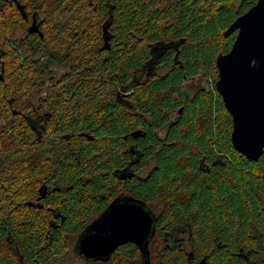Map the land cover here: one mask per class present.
I'll return each mask as SVG.
<instances>
[{
  "label": "trees",
  "instance_id": "trees-1",
  "mask_svg": "<svg viewBox=\"0 0 264 264\" xmlns=\"http://www.w3.org/2000/svg\"><path fill=\"white\" fill-rule=\"evenodd\" d=\"M19 1L40 31L0 1V264H70L118 196L155 214L150 264H264V153L235 150L215 87L224 31L257 0ZM44 108L46 144L24 118ZM139 258L128 243L107 264Z\"/></svg>",
  "mask_w": 264,
  "mask_h": 264
},
{
  "label": "water",
  "instance_id": "water-1",
  "mask_svg": "<svg viewBox=\"0 0 264 264\" xmlns=\"http://www.w3.org/2000/svg\"><path fill=\"white\" fill-rule=\"evenodd\" d=\"M17 6L26 17L24 8L19 3ZM30 31H40L35 19ZM235 32L230 51L216 58L215 87L232 116L231 141L235 150L249 160L258 161L264 153V0H257L238 16L224 36ZM108 41L106 37L105 42ZM132 135L138 138L143 133L136 130ZM39 192V199L45 198L47 186L43 184ZM155 223V214L144 202L119 196L84 230L75 251L85 260L108 261L119 247L132 243L139 248L143 264H150L149 242L155 233ZM204 262L205 259L201 264Z\"/></svg>",
  "mask_w": 264,
  "mask_h": 264
},
{
  "label": "flooded vegetation",
  "instance_id": "flooded-vegetation-1",
  "mask_svg": "<svg viewBox=\"0 0 264 264\" xmlns=\"http://www.w3.org/2000/svg\"><path fill=\"white\" fill-rule=\"evenodd\" d=\"M0 1H5V2H8L11 6H14L17 10H18V12L21 14V16L23 17V19L25 20V21H27V22H29V24H28V30H29V32H31L30 31V27H31V25H32V23H33V20L35 19L36 20V22L37 23H39L38 22V20H37V18H36V15H33V17H32V19H30V15H29V13H28V11L26 10V5L25 4H23V3H21L19 0H0ZM20 4L23 8H24V11H25V13H26V17L22 14V12L19 10V8H18V6H17V4ZM31 33H34V32H31ZM35 33H37V32H35ZM106 37H108L109 39H110V37L107 35ZM15 38H12L11 40H10V43H11V45L12 46H14V44H15V40H14ZM109 42V41H108ZM176 46H177V44H176ZM178 47V46H177ZM177 47H175L174 45H173V48H171L170 49V52H174V50H176V55H175V59L173 58V60H175L176 61V56L178 55V49H177ZM176 48V49H175ZM167 49V48H166ZM169 49V48H168ZM167 53V52H166ZM1 58H2V56H1V54H0V61H1ZM11 59L13 60L14 59V55H12V57H11ZM177 62V61H176ZM171 65V64H170ZM169 65V66H170ZM165 66V65H164ZM159 68L160 67H163V65L162 64H159V66H158ZM62 70V72H60V74H61V76L64 74V72H63V69H61ZM1 73L2 74H4V70L3 69H1L0 70V80H1ZM216 83V82H215ZM47 96V95H46ZM46 98V97H45ZM9 102H11V101H9ZM10 113H11V115L12 116H16V114H17V110L15 109V108H13V107H11V111H10ZM51 115H52V113L49 111V110H47L46 108H44L40 113H38L37 114V116L36 117H33L32 116V114L30 113V112H27V113H24V118L26 119V123H27V126L30 128V129H32V130H34L36 133H37V135H38V137H45L47 134H48V132H50L49 131V128H48V119H50L51 118ZM2 122L3 123H5L4 121H3V119H2ZM158 134V137H160V138H165V136H166V133H165V130H162V131H160L159 133H157ZM49 135V134H48ZM43 140H44V143L46 144L47 142H46V137H45V139L43 138ZM47 145H45V147H46ZM154 165H155V162L153 161V160H151V161H149L148 162V166L144 169V168H141L140 169V174H141V176H145V175H147L152 169H153V167H154ZM125 171V169L124 170H120V171H118L117 172V174H118V176L120 177V178H125L126 177V173L127 172H124ZM116 173V172H115ZM45 185V184H44ZM119 197V196H118ZM117 198V197H116ZM115 198V199H116ZM40 201H41V199H39V195L38 196H36V200L35 201H32V200H30V199H27V200H25V203L27 202V204L29 205V207L31 206V207H35V206H42L41 204H40ZM111 204V203H110ZM109 204V205H110ZM108 208V207H107ZM106 208V209H107ZM103 214V213H102ZM101 214V215H102ZM100 215V216H101ZM99 216V217H100ZM98 218V217H97ZM97 218H95V219H93L89 224H88V226L89 225H91ZM87 226V227H88ZM86 227V228H87ZM85 228V229H86ZM182 234H184V233H181V234H178L179 236H182L183 237V235ZM181 237V238H182ZM184 243V247H186V241H185V238L183 237L182 239H181V241H179V245H182ZM126 245V244H125ZM124 246V245H123ZM122 247V246H121ZM120 248V247H119ZM118 248V249H119ZM117 249V250H118ZM116 250V251H117ZM115 251V252H116ZM114 252V253H115ZM114 253L112 254V255H114ZM112 257V256H111ZM80 258L86 263V264H107L108 262H109V260L111 259H109L108 261H102V260H97V261H91V260H85L83 257H81L80 256ZM138 261H142V259H141V255H140V258L138 259V260H136V261H134L133 263H131V264H135L136 262H138Z\"/></svg>",
  "mask_w": 264,
  "mask_h": 264
},
{
  "label": "rangeland",
  "instance_id": "rangeland-1",
  "mask_svg": "<svg viewBox=\"0 0 264 264\" xmlns=\"http://www.w3.org/2000/svg\"><path fill=\"white\" fill-rule=\"evenodd\" d=\"M237 2H238V0H237ZM59 75H60V72H59ZM211 81H212V77L209 78V82H211ZM188 89H189L190 93L193 94V92L196 90V85L189 84ZM70 264H86V263L80 258V256L74 254ZM135 264H143V261H138Z\"/></svg>",
  "mask_w": 264,
  "mask_h": 264
}]
</instances>
